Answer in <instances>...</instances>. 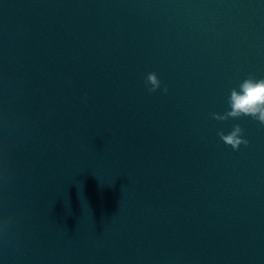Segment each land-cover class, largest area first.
<instances>
[{
	"label": "water",
	"instance_id": "1",
	"mask_svg": "<svg viewBox=\"0 0 264 264\" xmlns=\"http://www.w3.org/2000/svg\"><path fill=\"white\" fill-rule=\"evenodd\" d=\"M249 75L264 0H0V264H264Z\"/></svg>",
	"mask_w": 264,
	"mask_h": 264
},
{
	"label": "clouds",
	"instance_id": "2",
	"mask_svg": "<svg viewBox=\"0 0 264 264\" xmlns=\"http://www.w3.org/2000/svg\"><path fill=\"white\" fill-rule=\"evenodd\" d=\"M145 87L150 93L161 87V81L155 72L147 74ZM162 90L165 93L168 91L166 86ZM227 104L231 110L226 111L223 115L213 113L214 119L223 121L228 118L236 119L242 116H250L252 119L259 121L261 126H264V78L257 79L249 75L239 84L238 89L233 88L230 91ZM242 134L243 130L239 125H234L226 135L223 132L217 133L220 139L226 145H230L233 150L238 149L241 144H248V141L242 138Z\"/></svg>",
	"mask_w": 264,
	"mask_h": 264
}]
</instances>
